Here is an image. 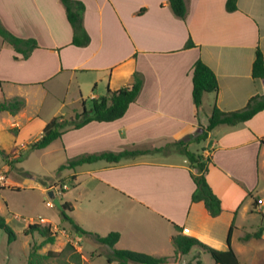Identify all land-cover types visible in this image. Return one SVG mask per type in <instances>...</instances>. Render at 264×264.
Wrapping results in <instances>:
<instances>
[{
	"label": "crops",
	"instance_id": "0c3cea01",
	"mask_svg": "<svg viewBox=\"0 0 264 264\" xmlns=\"http://www.w3.org/2000/svg\"><path fill=\"white\" fill-rule=\"evenodd\" d=\"M79 1L85 5L83 25L90 36L85 46L72 44V27L60 0H0L1 23L14 35L37 42L22 58L0 36L4 99L23 97L27 103L30 89H23L46 86L47 94L60 96L52 117L70 118L82 110L77 106H86L87 92L93 100L107 88L128 85L134 72L142 76L140 92L123 116L69 128L52 142L58 141L65 162L83 154L154 150L186 140L207 124L214 105L225 111L240 109L264 92V76H252L257 47L264 57V0H237L234 11L226 9V0H185L184 18L173 13L169 0ZM189 39L194 45L186 46ZM198 59L214 71L218 89L204 93L196 108L192 75ZM65 106L73 107L64 113ZM1 112L7 113L3 120L15 132L14 148L8 153L28 148L52 118L43 120L24 109ZM198 144L195 153L208 160L206 180L221 200L217 216H211L202 201H191V172L196 169L173 146L118 162L77 165L67 177L72 178V190L64 183L66 193L59 198L71 204L69 215L82 228L101 235L118 231L114 248L157 256H173L175 224L183 234L221 250L227 247L233 224L231 246L239 264H246L252 249L261 250L255 241H264L263 236L242 239L264 221V198L252 204V198L264 191V185L259 187L264 109L236 125L214 127ZM33 187L43 193L52 189L56 195V189L41 182ZM171 249L172 255H164ZM195 253L200 259L205 252Z\"/></svg>",
	"mask_w": 264,
	"mask_h": 264
},
{
	"label": "trees",
	"instance_id": "16d2710c",
	"mask_svg": "<svg viewBox=\"0 0 264 264\" xmlns=\"http://www.w3.org/2000/svg\"><path fill=\"white\" fill-rule=\"evenodd\" d=\"M65 8L67 19L72 27V44L77 46H85L90 42V36L83 25V13L85 5L79 0H60ZM170 8L173 13L184 18L187 13V6L185 0H169ZM226 9L228 11H234L237 9V0H226ZM141 9L140 11H142ZM0 36L3 41L11 45L14 50L21 54L22 58L29 56L31 51L37 47V42L33 38H21L14 35L9 31L0 21ZM194 45L189 39L186 42V46ZM252 76L254 78H261L264 76V57L262 51L257 47L255 51V58L252 64ZM192 97L193 102L198 108L202 102L203 94L206 92H216L218 89V80L214 71L200 59L196 60L193 65L192 75ZM142 86V76L138 72H134L132 81L117 90H111L107 88L104 95L94 98L90 108H86L84 102L82 110L77 112L72 118H64L62 115L52 117L43 127L41 135L34 141L28 144L29 149H43L52 143L55 139L69 128H78L84 124L96 120V121H112L120 118L126 112L130 103H132L138 96ZM4 92L2 90L0 82V111H7L11 114H16L24 105V99L21 97H14L6 100L3 98ZM264 109V92L252 96L246 105L240 109L225 111L213 106L211 113L208 117L207 124L201 128L194 136L186 139L179 140L172 144H167L166 147L151 149H124L121 151H104L91 154H83L74 158L68 159L65 163H62L57 168V173L64 169H72L77 165L83 163H90L97 160H106L108 162H118L123 158L134 157L136 155L160 151L173 146L176 151L187 156L190 164L196 169L195 172H191V177L194 181L195 188L191 193V201H202L211 216H217L222 211L221 200L213 192L212 188L206 180V172L208 170V160L203 155L197 154L189 149L190 143H198L201 140L206 139L209 131L220 124L236 125L244 122L254 116L257 112ZM0 153L7 155L4 149L0 148ZM64 184V180H60ZM46 183V180H42ZM63 191V190H62ZM258 198H253V203L256 204ZM63 209L59 211L63 221H67L77 233L82 235H91L95 241L99 244L107 245L112 248V252L108 255V263L116 262L117 264H127L131 262L141 264H165L170 261L178 259L179 255L187 254L192 247H197L204 252H208L216 264H239L238 257L231 246V234L233 230V224L229 227L226 236L227 247L223 250L213 248L195 237L185 235L181 232L180 226L175 224L177 233L172 237V243L175 247V254L173 256H157L141 251H135L130 249L114 248L115 243L119 239L118 231H110L105 235L98 234L96 232L87 231L77 224L69 215V211L72 210V206L69 202H61ZM0 228L4 229L7 233V241L11 243L16 239V233L12 227L5 221L3 217H0ZM37 232L42 240L34 244L28 254L27 264H44V260L54 255L55 252L47 251L45 254L40 253L39 250L46 244H53L56 239V232L51 228L50 224H41L39 222L28 223L23 233L25 235L33 234ZM262 228L255 231L253 234H245L242 239L247 240L254 236L256 238L261 237ZM64 251H70V259L63 260L61 264H75L82 263L81 253L76 251L71 243H67ZM61 253V252H60ZM195 264H202L200 259H196Z\"/></svg>",
	"mask_w": 264,
	"mask_h": 264
},
{
	"label": "rangeland",
	"instance_id": "374dc122",
	"mask_svg": "<svg viewBox=\"0 0 264 264\" xmlns=\"http://www.w3.org/2000/svg\"><path fill=\"white\" fill-rule=\"evenodd\" d=\"M28 89H30L28 102L26 103L25 98L21 97L24 99V105L20 110L24 109L27 114L36 115L37 113L43 120L50 119L58 108L60 96L47 94L46 86L26 88L23 91ZM59 91H62L63 95V90L59 89ZM85 100L86 107L89 109L92 105V98L89 97L88 92ZM71 107L73 106H65L62 111L66 113L72 109ZM81 109V106H77L78 111ZM7 116L6 112L0 111V148L7 152V155L0 153V217H3L12 227L16 233V239L8 243L7 233L0 228V264L28 263V254L32 246L42 240V237L37 232L28 235L23 233L24 227L28 223L33 222L50 224L52 230L56 232L55 242L46 244L39 250L40 253L44 254L49 250L55 252L54 255L44 260V264H61L63 260L70 259L71 252L64 251L68 242L74 246L76 251L81 253V264H109L107 257L112 252V248L99 244L91 235H79L67 221H63L59 213L60 209L54 205L47 193H43L38 188L33 187L36 182L43 183L42 180L44 179L46 183L43 184L56 189V197L62 198L65 196L64 193H66L60 181L63 179L64 183L72 190V178L67 179L70 170L64 169L57 173L59 165L65 163L66 160L64 153L58 149V141L44 149L22 148L16 153H8L9 150L14 148L15 132L11 131L8 122L3 120ZM72 117L74 115L70 118ZM199 145L198 143H192L189 145V149L196 152L200 147ZM260 172L261 181L259 187H262L264 185V170L261 169ZM255 196L258 199L264 198V191ZM68 199L74 202L72 196H69ZM48 201H50L51 205H49ZM57 213L60 217L57 216ZM260 228H262L261 233L263 235L261 234V236L264 239V221L258 222L254 232ZM85 229L88 230L89 228L86 227ZM91 231L96 232L95 230ZM255 245L259 247V250L261 247V250L257 251L256 249L254 252L255 248L252 249V253L248 254V257L246 256L248 258V263L246 264L251 263V258L253 259V264H264V241H255ZM194 250V253L190 251L186 255H179L177 260L171 258L165 264H195V259L199 256V253L195 252H200L201 249L194 248ZM172 254L173 249L164 255ZM255 257L259 261L255 260ZM200 259L202 264H216L208 252H205ZM71 264L75 263L71 262ZM110 264H116V262H111ZM128 264L141 263L131 262Z\"/></svg>",
	"mask_w": 264,
	"mask_h": 264
},
{
	"label": "water",
	"instance_id": "95a60500",
	"mask_svg": "<svg viewBox=\"0 0 264 264\" xmlns=\"http://www.w3.org/2000/svg\"><path fill=\"white\" fill-rule=\"evenodd\" d=\"M47 195L48 197L52 200V202L54 203L55 206H57L60 210L63 209V206L61 204V201L59 198L56 197L54 190L50 189L47 191ZM79 235H82L81 233H79Z\"/></svg>",
	"mask_w": 264,
	"mask_h": 264
},
{
	"label": "built area",
	"instance_id": "2783aa9c",
	"mask_svg": "<svg viewBox=\"0 0 264 264\" xmlns=\"http://www.w3.org/2000/svg\"><path fill=\"white\" fill-rule=\"evenodd\" d=\"M48 203L51 205L50 201H48Z\"/></svg>",
	"mask_w": 264,
	"mask_h": 264
}]
</instances>
